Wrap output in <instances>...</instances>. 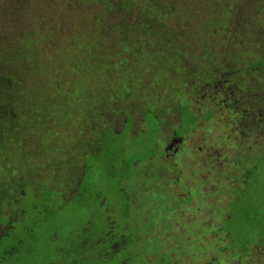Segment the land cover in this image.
<instances>
[{
  "label": "rangeland",
  "instance_id": "374dc122",
  "mask_svg": "<svg viewBox=\"0 0 264 264\" xmlns=\"http://www.w3.org/2000/svg\"><path fill=\"white\" fill-rule=\"evenodd\" d=\"M259 60L264 0H0V214L20 218L14 197L43 184L70 198L84 172L82 153L88 145L99 152L105 128L120 131L129 116L136 135L146 111L165 113L160 157L129 164L131 142L119 157L131 179L124 188L97 173L106 189L133 201L140 248L152 247L148 264L162 250L177 264H264V246L241 256L222 248L230 233L218 230L251 175L248 165L264 155ZM182 102L200 119L175 136L174 108ZM110 134L103 135L107 152ZM106 155L94 156L93 165ZM262 171L254 179H264ZM87 201L82 194V222L90 218ZM254 205H245L250 215ZM8 224L0 223V234ZM242 224L236 228L245 230Z\"/></svg>",
  "mask_w": 264,
  "mask_h": 264
},
{
  "label": "trees",
  "instance_id": "16d2710c",
  "mask_svg": "<svg viewBox=\"0 0 264 264\" xmlns=\"http://www.w3.org/2000/svg\"><path fill=\"white\" fill-rule=\"evenodd\" d=\"M262 64L264 60H259L254 66ZM59 88L66 92L62 86ZM175 109L178 110L179 119L172 133L175 136H186L195 128L200 116L191 111L188 102L178 104ZM208 116L210 112L203 115L204 118ZM164 118H166L165 113L152 114L151 111H146L144 114L146 126L143 124L142 131L133 135L130 131L132 127L130 117L127 116L124 124L127 127L124 132L125 126L120 131L105 128L106 131L111 132V138L115 141L112 147L108 148V152L105 144L107 138H103L105 130L99 140L98 153L92 154V151H86L91 149L90 145L86 150L82 147V150H85L82 153L84 172L76 192L72 193L70 198L65 196L62 190L51 188L46 184H43L37 193L28 191L21 200L14 197L12 201L18 209H23L24 213L13 221L6 220L0 214V223H9L4 233L0 234V264H148L146 255L152 247L145 245L140 248L142 237L137 226L131 222L133 219L131 220L130 208L133 207V201L130 204L127 194L123 191L124 195L117 192L118 190L113 192L114 190L106 189L101 184V177L98 179L97 173H107V177L104 179L102 177L104 184L117 181V187L124 188L120 186L121 182L131 179L129 170L119 169L121 167L119 157L126 153L128 146L131 147V142L136 151L128 161L129 164L137 161L142 165L152 156L160 157L163 152L158 149L157 141L161 137L160 125ZM124 137L129 139L127 143L123 141ZM139 140L142 142L141 146ZM102 151L107 153L106 157L99 158L101 165L94 166L92 160L97 159L94 156ZM11 153L15 155L14 150ZM114 160L116 163L113 162ZM247 169L251 175L243 178L245 183L229 204L231 215L224 219L218 229L230 233L227 245L222 248L239 250L241 256L248 255L252 246L256 248L264 246V192L261 193L264 179L263 177L254 179L257 173L263 174L264 155H257ZM2 172L5 174L4 171ZM13 183L12 181L8 183V187ZM254 183L258 191L252 193V196H245L246 190ZM97 188L99 190L96 194L91 193ZM82 194L88 195L89 202L84 205L90 208V218L84 222L81 218H77ZM74 198L76 203L72 205L71 212H68L67 206ZM252 203L255 205L250 215L245 205ZM257 206L261 209L257 210ZM239 223H243L242 227L246 224L247 228L245 230L236 228ZM157 252L159 253L155 264H177L171 262L165 250Z\"/></svg>",
  "mask_w": 264,
  "mask_h": 264
}]
</instances>
